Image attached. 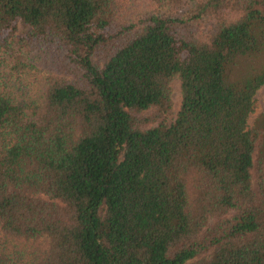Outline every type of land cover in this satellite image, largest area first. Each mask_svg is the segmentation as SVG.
Returning <instances> with one entry per match:
<instances>
[{"label": "trees", "instance_id": "16d2710c", "mask_svg": "<svg viewBox=\"0 0 264 264\" xmlns=\"http://www.w3.org/2000/svg\"><path fill=\"white\" fill-rule=\"evenodd\" d=\"M263 84L264 0H0V264H264Z\"/></svg>", "mask_w": 264, "mask_h": 264}, {"label": "rangeland", "instance_id": "374dc122", "mask_svg": "<svg viewBox=\"0 0 264 264\" xmlns=\"http://www.w3.org/2000/svg\"><path fill=\"white\" fill-rule=\"evenodd\" d=\"M257 100V107L254 113L249 115L248 121L249 123L261 112H264V84L261 85L255 94ZM181 92H180V80L176 76L172 80V109L170 113L171 120L174 118L180 104Z\"/></svg>", "mask_w": 264, "mask_h": 264}]
</instances>
